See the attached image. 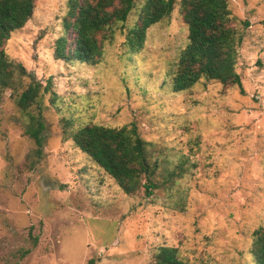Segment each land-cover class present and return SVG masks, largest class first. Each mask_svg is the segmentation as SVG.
<instances>
[{
	"label": "rangeland",
	"instance_id": "rangeland-1",
	"mask_svg": "<svg viewBox=\"0 0 264 264\" xmlns=\"http://www.w3.org/2000/svg\"><path fill=\"white\" fill-rule=\"evenodd\" d=\"M179 1L132 51L125 37L145 2L135 0L88 66L53 58L68 0H33L3 51L49 90L38 103L40 148L16 94L0 96V264H153L159 246L191 264H255L252 233L264 223V0H229L241 87L200 81L174 92L187 36ZM64 121L72 130L135 125L154 167L151 194L142 186L124 194L75 148Z\"/></svg>",
	"mask_w": 264,
	"mask_h": 264
},
{
	"label": "trees",
	"instance_id": "trees-1",
	"mask_svg": "<svg viewBox=\"0 0 264 264\" xmlns=\"http://www.w3.org/2000/svg\"><path fill=\"white\" fill-rule=\"evenodd\" d=\"M134 3L135 0H68L62 34L53 45L54 60L96 65L102 58V44L113 40L118 27L123 28ZM176 3V0H145L137 24L126 34L125 46L132 51L140 49L146 30L168 19ZM178 5L187 36L171 73L173 91H189L200 81H216L223 88H240L235 68L241 35L235 28L229 0H180ZM33 8V0H0V96L6 91L16 94L17 108L36 124V128L28 127L27 134L40 148L43 124L38 120L41 112L38 103L48 92L49 81L43 86L21 64L10 61L3 51L10 34L23 28L31 18ZM33 106L37 117L29 114ZM64 128L69 129L67 138L75 148L124 194L134 195L141 186L148 196L151 194L154 185L149 177L154 167L147 158L146 142L138 136L135 125L110 128L86 124L72 130V123L64 121ZM143 178L145 183L141 182ZM250 255L255 264H264V223L252 233ZM153 264L191 263L180 259L176 248L159 246L153 254Z\"/></svg>",
	"mask_w": 264,
	"mask_h": 264
}]
</instances>
